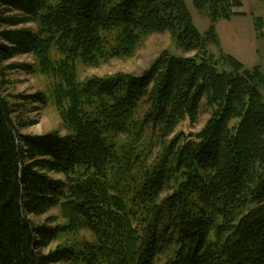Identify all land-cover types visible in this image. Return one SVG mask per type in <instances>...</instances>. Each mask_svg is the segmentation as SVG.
<instances>
[{
  "label": "trees",
  "instance_id": "obj_1",
  "mask_svg": "<svg viewBox=\"0 0 264 264\" xmlns=\"http://www.w3.org/2000/svg\"><path fill=\"white\" fill-rule=\"evenodd\" d=\"M191 2L209 20L204 35L184 0H0V62L30 55L56 80L67 130L21 134L30 124L19 101L44 96H8L5 71L16 66L0 69V264H156L161 256L165 264H264V75L230 56H220L228 70H219L205 56L217 44L214 25L244 15L240 0ZM252 20L264 38V18ZM163 33L195 55L164 51L139 77L77 82V61L130 57ZM203 100L204 127L170 140L156 165L118 144L144 133L167 138L196 122ZM55 207L63 228L31 222ZM80 229L92 243L45 253Z\"/></svg>",
  "mask_w": 264,
  "mask_h": 264
},
{
  "label": "rangeland",
  "instance_id": "obj_2",
  "mask_svg": "<svg viewBox=\"0 0 264 264\" xmlns=\"http://www.w3.org/2000/svg\"><path fill=\"white\" fill-rule=\"evenodd\" d=\"M190 13L191 20L196 30L204 35L210 27V23L205 14L199 13L192 5L191 0H184ZM242 6L237 12L244 15L234 16L228 21H218L214 25V32L217 38L216 45H209L206 50V57H211L217 61L218 69L228 70L221 63L220 56H230L240 62L244 69L252 71L258 68L264 75V38L258 37L253 26V18H264V5L260 0H240ZM8 15H14L15 12H7ZM33 24L20 25L19 28H33ZM164 51L170 55L178 57H192V53H184L177 43L171 38L169 33L152 34L143 39L136 51L130 57L110 58L100 61L95 66L83 64L80 61L75 63L76 78L78 83L85 82L91 78H105L119 75L141 76ZM53 61L60 60L62 56L55 49L51 51ZM34 61L30 55L16 56L7 61L0 62V69L16 66L13 69L5 71V91L8 96H36L42 94L44 96L43 103L27 102L20 103L19 116L28 120L29 126L19 129L24 135H44L47 133L58 132L65 135L67 130L64 125L63 114L65 111L64 104L60 109L57 107L54 99V85L56 80L49 75L39 72L37 65H33ZM33 65L32 71L20 69L17 66ZM264 101V88L260 90ZM10 102L14 99L9 98ZM210 117V110L206 107L205 101L201 102L197 120L191 123L189 120L182 122L167 138H156L149 134L133 138L120 137L118 144L124 146L125 151L129 150L134 156L141 155L143 166L156 165L162 155L163 147L168 144L176 136L188 137L194 135L204 127ZM182 135V136H183ZM140 172L139 169L136 170ZM54 179H64L63 176L57 174H49ZM34 225L50 222L54 227L63 228L68 223L63 218L60 208L55 207L48 211L45 215L39 217H31ZM94 238L90 232L86 230H77L76 232H64L58 240L51 243L45 251L54 250L57 246L65 245L67 247H77L83 243L93 242ZM167 258L159 257L156 264H165Z\"/></svg>",
  "mask_w": 264,
  "mask_h": 264
}]
</instances>
